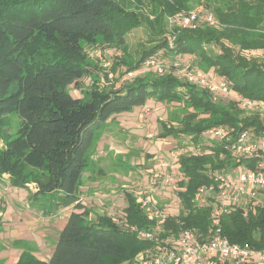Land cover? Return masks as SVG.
I'll use <instances>...</instances> for the list:
<instances>
[{
	"label": "trees",
	"instance_id": "trees-1",
	"mask_svg": "<svg viewBox=\"0 0 264 264\" xmlns=\"http://www.w3.org/2000/svg\"><path fill=\"white\" fill-rule=\"evenodd\" d=\"M197 1L213 12L220 28H181L169 41L166 14L187 8L191 0H147L157 14L148 20L151 44L137 59L123 52L115 65L124 66L126 73L154 54L198 55V62L212 67L231 90L264 104V0ZM143 2L0 0V180L7 175L14 186L27 187L29 199L40 204L45 215L72 206L49 259H38L25 247L16 264H134L137 254L170 245L184 228L194 230L197 238L209 234L211 200L206 193L197 195V189L215 186L219 172L241 163L254 169L264 160V152L235 158L226 147L244 130L253 137L264 136V111L242 114L237 100L213 99L207 88L173 71L137 74L119 88L94 83L81 88L79 96L67 91L88 72L85 45L100 41L125 49V35L147 19L140 9ZM205 45L218 52L207 54ZM249 49H261L263 56L248 57L243 51ZM41 50H50L51 58L36 60ZM104 77L108 79L107 74ZM147 98L182 102L191 109L177 124L162 120L158 137L189 136L198 145L204 132L221 125L230 129L227 139L178 155L183 177L178 182L181 207L176 215L167 214L162 222L151 219L136 196L127 192L120 218L99 213L86 220L80 186L92 163L98 130ZM10 113L20 118L14 136L9 132ZM28 183H33L34 191ZM130 227L151 231L155 238H140ZM220 228L230 242L264 249V194L260 203L239 204L222 214Z\"/></svg>",
	"mask_w": 264,
	"mask_h": 264
},
{
	"label": "rangeland",
	"instance_id": "rangeland-1",
	"mask_svg": "<svg viewBox=\"0 0 264 264\" xmlns=\"http://www.w3.org/2000/svg\"><path fill=\"white\" fill-rule=\"evenodd\" d=\"M140 9L147 19L125 35V49L100 41L85 45L89 69L76 84L72 83L67 86V91L71 95L79 96L81 88H92L94 83H97L95 86L99 88L110 87L111 83L114 84L115 88H119L121 84L130 81L135 75L148 72L162 75L168 71H173L177 76L183 78L187 77V73L205 76L213 82L222 80L212 67H207L198 62V55L187 53L179 54L174 58L161 53L154 54L155 58L165 65L162 74L151 68L143 72L134 69L122 73L126 68L122 65L116 66L121 54L123 55V52L128 53L132 59H137L140 51L151 44L149 35L153 28L148 20H154L157 14L152 12L154 8L151 9L147 0H144ZM181 10L195 11L198 14L197 21L188 27L172 23L170 17ZM178 11L165 16L166 29L164 31L166 38L170 41L173 40L172 33L174 30L181 28H195L199 25L220 28L213 12L197 0H191L187 8ZM209 13L214 17V24L208 23L205 19ZM204 48L207 54L212 56L218 52L215 46L205 45ZM243 53L248 57L260 58L263 56L261 49H249ZM50 58V50H41V53L35 57L36 60ZM173 62H178V64L173 65ZM129 72L132 74L130 75ZM104 74H107L108 79H104ZM212 95L213 99L217 100H237L241 97L231 89L226 92L219 91ZM188 110L191 109L183 106L182 102H159L147 98L143 105L134 107L132 111L114 115L98 130V138L90 155L92 163L83 173L81 185L84 187L83 201H81L83 208L81 210L86 220L96 219L99 213L120 218L123 210L119 206L118 199L123 195L125 196L127 192L134 194L139 203L145 201L151 210H160L165 214L172 215L178 213L181 205L177 190L182 189L178 186V182L183 177L178 169V155L182 152H198L199 144V146L208 145L216 140L209 130L204 132V137H201L198 145L192 143L189 136L158 137L162 120L168 122L172 119L174 124H177L178 119L182 118ZM255 111L243 110L241 113L250 114ZM258 111L262 112L264 109ZM10 118L12 124L9 132L14 136L20 126V118L14 113H10ZM1 145L2 140L0 139ZM233 172L235 173L234 170ZM28 185L30 188H34L33 183H28ZM93 192L97 193L94 194ZM29 195L30 192L27 187L14 186L6 177L0 180V264H16L23 251L25 241H29L24 238L27 236V232L23 231L20 236L12 235V232L24 230V228H20L24 224L27 227L26 222L33 218L49 221L48 218L51 214L45 215L40 204L32 202ZM146 208H144L145 211H147ZM59 214L60 217L63 216V214ZM58 220L59 216L50 221L46 232L57 228ZM58 234L59 232H57V239ZM33 240L39 248V254L36 255L32 251L31 253L36 255L35 257L38 259L48 258L51 250L48 243L50 238L41 237L38 239L34 236Z\"/></svg>",
	"mask_w": 264,
	"mask_h": 264
},
{
	"label": "built area",
	"instance_id": "built-area-1",
	"mask_svg": "<svg viewBox=\"0 0 264 264\" xmlns=\"http://www.w3.org/2000/svg\"><path fill=\"white\" fill-rule=\"evenodd\" d=\"M198 14L195 11H179L170 17L172 23L188 27L195 23ZM206 21L215 23L211 13L207 14ZM170 41V40H169ZM178 62H173L177 65ZM154 69L159 74L165 70V65L155 56L146 59L138 68L139 72ZM190 73V72H189ZM131 75L132 72H129ZM187 80L207 88L212 94L226 92L229 84L225 80L213 82L202 75L187 74ZM242 110L264 109L262 101L247 97L237 99ZM230 129L226 126H213L209 129L211 135L217 140L227 139ZM235 158L249 157L258 152H264V136L253 137L244 130L231 144L226 145ZM234 175L229 172H219L216 175L217 184L201 186L197 195L207 194L211 200L209 216L210 233L197 238L196 232L184 228L170 245H156L145 252H140L134 259V264H264V249H255L248 244L233 243L221 233L220 217L236 205L260 203L264 194V160L256 168L249 169L243 163L236 168ZM232 170V171H233ZM142 206L146 208L149 218L162 222L167 214L160 210H151L145 201ZM115 217V216H114ZM140 238L154 239L151 231L138 230L130 227Z\"/></svg>",
	"mask_w": 264,
	"mask_h": 264
},
{
	"label": "crops",
	"instance_id": "crops-1",
	"mask_svg": "<svg viewBox=\"0 0 264 264\" xmlns=\"http://www.w3.org/2000/svg\"><path fill=\"white\" fill-rule=\"evenodd\" d=\"M230 173H231V175L235 174L232 170ZM4 177H7V175H4ZM83 188H84L83 186L80 187V191H81V193H80L81 199L80 200L81 201H83L82 200L83 199ZM31 190L34 191L35 188H31ZM93 193L96 194L97 192H93ZM111 197H113V196H111ZM261 197L263 198V196H261ZM116 199H117V197H116ZM113 201H115V200H113ZM118 203H119L120 208L123 210V208L126 204L124 195H123V197L118 199ZM71 210H72V206H67L65 208L58 209L57 212H54L50 215V218H48L49 221H46V220L43 221V219H38V218L30 219V221L26 222L27 227L24 224L20 228V229L24 228V230H22V231L16 230L15 232H12V235L14 234L15 236H20L23 231L27 232V236H25L24 238L28 239L29 241H25V245H23V248H25V247L31 248V251L35 252L36 255L39 254V248H38V246H36L37 244L33 240L34 236H36L38 239H41V237L47 238V239L50 238L48 243L52 247V248L50 247V249H51L50 255H51V253L55 247L56 241H57V238H56L57 232H59L62 229V227L64 226V224L66 223L67 217H68L69 213L71 212ZM59 213H61V215L63 214V216L60 217ZM58 216H59V220L57 222V225H58L57 228L55 227L54 229H51L48 232H46L47 231L46 229L48 228L50 221L55 220ZM50 255H49V257H50ZM49 257L46 259H41V260L47 261L49 259Z\"/></svg>",
	"mask_w": 264,
	"mask_h": 264
}]
</instances>
